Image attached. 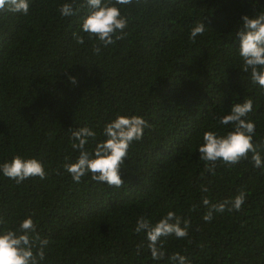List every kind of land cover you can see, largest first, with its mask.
Here are the masks:
<instances>
[{
  "label": "trees",
  "instance_id": "trees-1",
  "mask_svg": "<svg viewBox=\"0 0 264 264\" xmlns=\"http://www.w3.org/2000/svg\"><path fill=\"white\" fill-rule=\"evenodd\" d=\"M72 3L77 14L62 17ZM84 0H30L27 16L0 12V164L16 155L40 161L44 180L17 185L0 173V217L16 230L31 217L49 240L41 264H264V168L247 160L217 162L205 170L198 146L203 133L234 129L216 117L253 100L247 119L256 125L252 143L264 159V89L241 70L236 32L242 17L264 12V0H142L121 7L125 38L99 54L85 38L77 44L87 13ZM206 30L195 42L191 28ZM69 77H74L73 84ZM141 116L151 127L133 142L121 167V188L90 175L73 182L63 165L76 162L71 131L97 133L90 152L106 139L116 115ZM206 187L207 191H202ZM247 193L240 211L214 213L210 204ZM169 211L190 222L189 236L162 237L161 260H153L146 234L134 232L140 217L153 225ZM139 254L137 253V246Z\"/></svg>",
  "mask_w": 264,
  "mask_h": 264
},
{
  "label": "clouds",
  "instance_id": "clouds-1",
  "mask_svg": "<svg viewBox=\"0 0 264 264\" xmlns=\"http://www.w3.org/2000/svg\"><path fill=\"white\" fill-rule=\"evenodd\" d=\"M142 0H84L80 5L86 8L87 13L82 19L80 32L84 35L73 33L77 44L83 45L85 38L93 43V53L99 54L101 48H107L116 41L125 38L124 30L128 27V17L122 15L121 7L139 5ZM146 2V0H145ZM10 12L27 16L30 11V0H0V12ZM62 17H72L77 14V9L72 3H64L59 6ZM242 25L236 32L239 40V57L242 60L241 70L250 72V79L254 84L264 89V12L254 17L247 15L242 17ZM206 27L203 22H197L190 30L189 39L195 42L198 36L205 33ZM75 84L74 77H69ZM253 111V100L245 99L242 104H234L227 115L218 116L216 119L222 126L233 125L234 129L224 135H218L214 131L203 133V144L198 146L199 158L205 162V170L215 174L217 162L225 165H235L241 160H247L251 153V161L256 168H264L262 159L257 148L252 143L256 125L247 119ZM151 125L141 116H124L117 114L115 119L106 123L102 135L105 140L96 144L90 152L85 146L89 140L95 141L97 133L88 127L78 130H70L72 148L79 151V156L74 163L63 165L73 182L80 183L82 178L90 175L96 183L106 182L110 188H121L124 181L120 171L124 161L128 157V150L133 142L143 139L144 130ZM0 173L9 178L17 185L25 180L38 177L44 180L47 173L43 164L35 158L24 159L19 155L10 162L0 164ZM206 192L207 188L202 187ZM247 193L240 191L232 200H225L219 204H210L207 198L202 202L208 207L203 219L210 222L214 213L227 211H240L246 200ZM5 220L0 217V225H5ZM169 211L155 225L144 217H140L134 228L139 234L144 232L148 241L147 248L153 260H161L165 253L162 251V237L174 236L176 239H186L189 236L190 222ZM49 240L41 238L36 231V225L31 217L20 222L16 230L5 228L0 232V264H41L45 259L44 249ZM137 246V253L139 248ZM170 260L175 264H190L185 256L174 253Z\"/></svg>",
  "mask_w": 264,
  "mask_h": 264
}]
</instances>
